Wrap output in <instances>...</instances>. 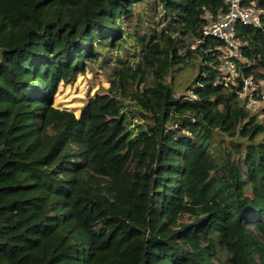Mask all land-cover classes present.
I'll use <instances>...</instances> for the list:
<instances>
[{"label": "trees", "instance_id": "obj_1", "mask_svg": "<svg viewBox=\"0 0 264 264\" xmlns=\"http://www.w3.org/2000/svg\"><path fill=\"white\" fill-rule=\"evenodd\" d=\"M144 1L166 25L136 31L138 61L113 59ZM223 6L0 0V264H264V108L240 95L264 78V29L237 26L245 63L226 82L224 43L196 44ZM96 65L110 87L79 117L55 108ZM185 67L198 73L179 94Z\"/></svg>", "mask_w": 264, "mask_h": 264}, {"label": "rangeland", "instance_id": "obj_2", "mask_svg": "<svg viewBox=\"0 0 264 264\" xmlns=\"http://www.w3.org/2000/svg\"><path fill=\"white\" fill-rule=\"evenodd\" d=\"M165 25L166 23L160 19V14L152 9L150 1L136 4L134 6L133 17L124 24L126 29L125 43L120 48H113L110 55H112L113 59L120 56L131 62L138 61L142 48L135 35L136 31H139L140 35H144L152 29L160 33ZM197 73V69L188 67L174 73L172 81L180 87L178 90L179 94L185 93ZM170 80L171 77L168 78V81ZM109 87L108 75L102 68L96 65L94 66V70L90 68L84 74L78 75L74 82L70 84L61 83L54 97V107L60 110L71 111L79 117L81 109L88 98L93 96L97 91L108 89ZM261 105V108H264V104ZM130 124L132 133L136 136L141 128H143L144 122L135 114L131 117ZM215 145L217 144L215 143ZM189 219V216H185L182 221L188 222Z\"/></svg>", "mask_w": 264, "mask_h": 264}, {"label": "built area", "instance_id": "obj_3", "mask_svg": "<svg viewBox=\"0 0 264 264\" xmlns=\"http://www.w3.org/2000/svg\"><path fill=\"white\" fill-rule=\"evenodd\" d=\"M204 18L206 22L196 44H200L206 37H213L224 43L220 54V74L226 82L234 84L242 75L237 61L245 63L243 51L248 44L237 36L236 28L244 25L264 29V8L256 6L254 2L247 4L244 0H224V6L217 12L205 10ZM240 95L250 107H261L264 104V78H244Z\"/></svg>", "mask_w": 264, "mask_h": 264}]
</instances>
